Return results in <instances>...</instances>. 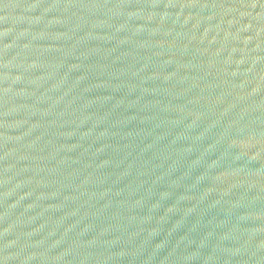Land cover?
Listing matches in <instances>:
<instances>
[{
	"label": "water",
	"instance_id": "water-1",
	"mask_svg": "<svg viewBox=\"0 0 264 264\" xmlns=\"http://www.w3.org/2000/svg\"><path fill=\"white\" fill-rule=\"evenodd\" d=\"M0 264H264V0H0Z\"/></svg>",
	"mask_w": 264,
	"mask_h": 264
}]
</instances>
